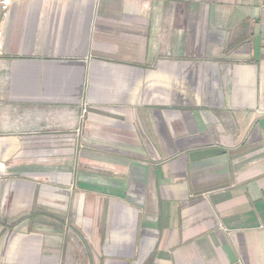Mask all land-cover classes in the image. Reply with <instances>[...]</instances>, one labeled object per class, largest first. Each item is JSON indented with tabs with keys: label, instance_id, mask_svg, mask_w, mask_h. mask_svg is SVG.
<instances>
[{
	"label": "crops",
	"instance_id": "obj_1",
	"mask_svg": "<svg viewBox=\"0 0 264 264\" xmlns=\"http://www.w3.org/2000/svg\"><path fill=\"white\" fill-rule=\"evenodd\" d=\"M7 2L0 264H264V0Z\"/></svg>",
	"mask_w": 264,
	"mask_h": 264
},
{
	"label": "rangeland",
	"instance_id": "obj_2",
	"mask_svg": "<svg viewBox=\"0 0 264 264\" xmlns=\"http://www.w3.org/2000/svg\"><path fill=\"white\" fill-rule=\"evenodd\" d=\"M24 138L19 140L21 151L18 152L15 156L11 158H7L5 161V166H9L8 170H5V176H4V185H5V193L7 190H11V187L14 186L12 183L19 182L20 184V191H22V187L25 185H31L35 180H33L32 174L35 172H43L48 167L46 166L48 163V158L45 154L50 150V148H59V141L55 140L54 138L45 137L44 135L40 134H30V135H24ZM35 151V152H32ZM36 153V155H33ZM58 158V157H54ZM20 160V163L22 165V168L20 169V173L18 176H16V173L13 174L11 171V164L14 163L17 160ZM74 160V159H73ZM74 163V162H73ZM32 167L31 171L28 172V166ZM35 165V166H33ZM35 167V168H34ZM34 169L36 171H34ZM39 174V173H38ZM41 180H37V182H40ZM42 182V181H41Z\"/></svg>",
	"mask_w": 264,
	"mask_h": 264
},
{
	"label": "built area",
	"instance_id": "obj_3",
	"mask_svg": "<svg viewBox=\"0 0 264 264\" xmlns=\"http://www.w3.org/2000/svg\"><path fill=\"white\" fill-rule=\"evenodd\" d=\"M8 2L7 0H0V7L3 11L7 9Z\"/></svg>",
	"mask_w": 264,
	"mask_h": 264
}]
</instances>
